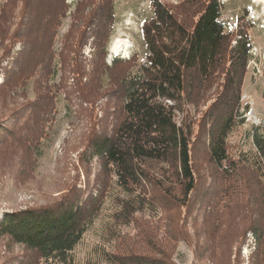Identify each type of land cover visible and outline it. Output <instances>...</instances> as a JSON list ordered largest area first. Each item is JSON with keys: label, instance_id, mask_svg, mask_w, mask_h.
<instances>
[{"label": "trees", "instance_id": "obj_1", "mask_svg": "<svg viewBox=\"0 0 264 264\" xmlns=\"http://www.w3.org/2000/svg\"><path fill=\"white\" fill-rule=\"evenodd\" d=\"M42 1L0 3V46L5 48L0 58V109L7 111L13 92L31 78L36 92L22 109L11 110L7 120L0 121V175L4 166L10 169L13 165L19 175H33L42 124L50 119L53 98L60 90L66 99L77 98L80 106L93 103L102 97L101 74H109L113 82L107 85L112 87L104 95L110 93L107 103H113L114 108L105 112L100 127H91L81 141L78 156L85 176L89 178L93 160L99 168L94 192L88 183L81 188L74 181L57 190L54 198L1 215L0 239L27 252L17 264H76L74 247L114 186L120 191L113 194L116 205L106 224L110 247H100L104 262L175 264L169 249L185 240L193 246L199 264H230L222 255L226 247L220 230L225 225L228 230L232 227L231 214L236 212L233 223L251 215L247 229H252L258 242L251 264H264V187L258 184L264 176V119L253 128L252 149H236L230 140L243 122L241 109L245 105L240 99L252 57L249 28L253 23L247 19L251 8L246 4L241 7L234 26L229 27L221 19L222 0H148L150 15L139 24L144 59L133 52L128 58H112L109 66L104 58L117 20L114 0H76L56 57L54 35L69 4L45 0V6ZM12 21L16 25L11 32ZM19 36L24 41L15 49L9 43ZM88 43L92 52L87 72L81 50ZM58 71L59 83L49 84ZM213 84L215 98L208 91ZM211 98L213 102L199 119H187V104L196 107ZM176 112L182 114L180 121ZM204 162L209 166L211 185L206 184ZM250 184L254 199L242 206ZM224 195L228 197L224 207L229 210V223L217 210ZM196 203L197 210H202L200 224L190 215ZM156 206L169 247L164 238L155 237L153 222L144 218L157 216ZM182 208L183 220L191 216L195 231L204 227L193 239L185 230V220H177ZM141 218L150 224L145 226L141 220L140 229L136 223ZM130 224L138 228L136 237H125L117 229ZM246 232L243 229L235 240L241 243ZM138 241L142 245L136 249Z\"/></svg>", "mask_w": 264, "mask_h": 264}, {"label": "rangeland", "instance_id": "obj_2", "mask_svg": "<svg viewBox=\"0 0 264 264\" xmlns=\"http://www.w3.org/2000/svg\"><path fill=\"white\" fill-rule=\"evenodd\" d=\"M45 6L48 4L47 1L43 0ZM42 1V2H43ZM115 7L117 12V20L114 24L113 32L111 34L110 40L105 48V62L110 66L111 59L114 57L127 58L125 55L131 56L133 52H137L140 60L144 59V48L142 45V39L140 37L139 24L143 18H146L150 15V8L148 5V0H114ZM170 2H177L180 0H166ZM225 4V8L222 12L221 19L225 22L227 26H232L235 23L236 17L240 11V8L245 4L248 5L251 9L247 15V19L253 23L249 28V34L251 37V48L250 53L252 55L251 59L247 65V71L244 77L241 91V102L242 105L247 104V106L241 109L243 122L241 126L231 134V142L234 143L236 149L238 147L243 150L252 149V131L255 127L261 125L262 120L264 119V4L258 0H222ZM3 0H0V3ZM67 2V0H66ZM75 1L69 5L67 10V15L63 18L61 24L57 27L56 33L54 35L53 42V51L55 57L59 53L62 46V39L65 36V33L68 31L71 24L72 18L71 13L74 9ZM20 5L17 7L19 8ZM21 7V6H20ZM17 9V8H16ZM15 14V13H14ZM17 18V15H15ZM44 20V19H43ZM46 23V21H45ZM14 24V25H13ZM16 23L10 25V30L14 29ZM21 25V24H19ZM38 26V25H37ZM234 26V25H233ZM39 27V26H38ZM40 28V27H39ZM9 30V26L6 28V33ZM8 36V35H7ZM31 36V35H30ZM24 37L19 36L18 39H14L13 42L9 43L15 49L20 46V42L24 41ZM117 44L120 45L117 51L113 50V46ZM4 47L0 46V58L4 52ZM83 56L86 57V71L91 70V65L89 63L90 54L92 52L90 44H86L82 50ZM113 52H119L123 56L114 55ZM5 54V53H4ZM6 63V62H4ZM3 74L0 71V81L2 80ZM60 71H58L55 76V80L49 81L53 85L59 83ZM72 78L68 79L70 83ZM85 80V76H84ZM113 82L111 76L106 74H101L99 85L101 86L102 94L93 103L83 102L80 106L77 104V98L66 99L64 90L54 96V105L50 109L51 116L50 119L42 124V134L41 138L38 141L37 147V156L35 159V164L33 166L34 172L33 175H19L16 165L11 166L9 169L8 166H4L3 174L0 175V218L3 213L6 211L24 208L30 205H36L45 202L47 199L54 198L61 188H64L65 185H71L74 181H78V186L84 188L85 183L90 186L91 190L94 192V181L95 176H97L98 165L93 163L90 164L89 168V178H87L79 162V152L81 151V141L86 137L87 133L90 131L91 127L99 128L100 124L103 123L106 113L113 110V103H107L110 93L105 94V90L109 87H112L111 84L108 86L107 83ZM94 84L95 82L92 81ZM35 88L33 87V78L27 80L25 83L20 84L17 88V93L13 92L14 97L11 99V104L8 107V110L0 109V121L4 122L7 120V116L11 113V110L22 109V105L26 101H30L35 97ZM209 93L212 98H215L214 92L216 86L208 88ZM208 93V94H209ZM104 95V96H103ZM210 96V95H209ZM208 99L207 101H201L198 106L193 107L192 105H186L184 107L185 112L187 113V119H199L202 111H204L207 106L213 102L214 99ZM114 101V99H111ZM84 107V108H83ZM252 107L256 120H259L258 125L252 122V118L245 115L247 108ZM2 114V115H1ZM109 117V115H108ZM182 114L176 112V120L180 121ZM111 120V116L109 121ZM109 126L111 123L106 122ZM197 126L194 125V130L196 131ZM254 129V130H255ZM84 141V140H83ZM203 172L206 176V184H213L211 179L208 178V168L209 166L204 162L202 164ZM2 167V166H1ZM0 167V169H1ZM79 179V180H78ZM111 179V178H110ZM263 187H264V176L260 178ZM114 182V181H113ZM219 183V182H218ZM214 186V185H212ZM218 186L221 188L220 183ZM225 188V185L223 186ZM245 199L242 202V206L249 201L254 199L253 186L250 184L247 189ZM120 189L114 186L110 191L106 193L104 197V202L101 212L94 218L92 223L89 225L87 230L84 232L81 240L77 243L73 250V257L76 264H108L103 261L100 254V247H105L108 249L110 247V241L106 237L108 235L106 224L110 220L109 214L115 207L114 195L118 193ZM243 195V196H244ZM264 198V191H263ZM247 200V201H246ZM228 201L226 195L222 196L218 201V211L222 213L221 218L226 223H229V210H225L224 205ZM228 203V202H227ZM201 208L203 204L201 203ZM155 207V206H154ZM158 210V215L155 214L151 216H144L147 221L153 222L155 228V237L164 238V245L166 244V235L165 229L162 227V218H160V208L156 206ZM199 207L198 203L192 205V211L190 212L191 216L197 217V223L200 224V211L197 210ZM156 211V210H155ZM225 211V212H224ZM176 211L173 212V215ZM224 213V214H223ZM235 213H232L231 222L232 227L228 230V225L222 226L221 240L223 241L225 251L222 255L225 257V263L230 261V264H251L252 260L255 259V252L257 250V238L255 237L251 228L247 229L248 217L241 223H233L237 218ZM185 208L180 209V214L178 217V222L184 221L185 230L190 234L189 236L193 239L195 235H198L202 232V225L200 229L196 230V225L191 226L192 217L190 216L188 220L184 219ZM186 214L189 215V212L186 209ZM198 214V215H197ZM176 215V214H175ZM177 216V215H176ZM150 218V219H149ZM176 218V217H175ZM141 220L144 221V224L147 226L150 224L141 218L136 225L140 226L141 229ZM175 223H176V219ZM230 222V223H231ZM174 225V222H171ZM207 228V227H206ZM121 231L123 236L129 238L137 236V227L130 224L126 227H117ZM245 229L244 240L240 243L236 241L235 238L238 234ZM194 236V237H193ZM141 239H144L141 238ZM136 249L142 245L140 241L137 242ZM145 246V245H143ZM191 247L185 240H179L175 244L171 245L169 249L171 259L175 264H193L200 263L198 258L193 254ZM221 255V257H222ZM27 257V252L20 245H6V241L0 239V264H17L19 260ZM27 260V259H26ZM39 264H51L50 262L41 261Z\"/></svg>", "mask_w": 264, "mask_h": 264}, {"label": "built area", "instance_id": "obj_3", "mask_svg": "<svg viewBox=\"0 0 264 264\" xmlns=\"http://www.w3.org/2000/svg\"><path fill=\"white\" fill-rule=\"evenodd\" d=\"M73 1H76V0H67V3L70 5V4L73 3ZM246 106H247V104H246ZM245 115L248 116L249 118H250V115H251L252 122H253L254 124L258 125L259 120H256L257 118H256V116L254 115V112H253V108H252V107H249V108L246 109V111H245ZM251 118H250V119H251Z\"/></svg>", "mask_w": 264, "mask_h": 264}, {"label": "bare ground", "instance_id": "obj_4", "mask_svg": "<svg viewBox=\"0 0 264 264\" xmlns=\"http://www.w3.org/2000/svg\"><path fill=\"white\" fill-rule=\"evenodd\" d=\"M258 1H260L262 4H264V0H258ZM263 8H264V7H263ZM119 46H120V45L115 44V45L113 46V50H114V51H117V50L119 49Z\"/></svg>", "mask_w": 264, "mask_h": 264}, {"label": "clouds", "instance_id": "obj_5", "mask_svg": "<svg viewBox=\"0 0 264 264\" xmlns=\"http://www.w3.org/2000/svg\"><path fill=\"white\" fill-rule=\"evenodd\" d=\"M113 53H114V55H116V56H117V55L122 56L121 53H119V52H113ZM124 57H127V58H128V55H125Z\"/></svg>", "mask_w": 264, "mask_h": 264}]
</instances>
